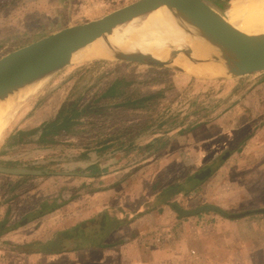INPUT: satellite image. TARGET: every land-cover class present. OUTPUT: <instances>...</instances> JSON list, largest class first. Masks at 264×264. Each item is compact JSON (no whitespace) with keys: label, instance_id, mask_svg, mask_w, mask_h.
I'll return each mask as SVG.
<instances>
[{"label":"rangeland","instance_id":"374dc122","mask_svg":"<svg viewBox=\"0 0 264 264\" xmlns=\"http://www.w3.org/2000/svg\"><path fill=\"white\" fill-rule=\"evenodd\" d=\"M134 1L136 0H0V57L62 28L96 19ZM228 1L208 3L217 9ZM254 76L208 80L189 77L167 67L124 60L72 63L46 76L40 87L11 114L0 136V166L41 169L63 177L66 171L74 170L68 168L66 150L70 154H76L80 148L93 149L101 146L106 148V152L118 149L115 152H118L121 164L134 161L136 166L128 172L127 177L130 181L140 182L134 183L136 185L133 187L139 197L138 201L160 192V198H154L152 202L154 206H159L161 212L164 207L175 213L174 206L193 210L203 205L222 203L226 198L208 196L207 191L213 184L223 180L221 171L216 172L211 180L205 179L198 184L192 182L194 174L204 168L207 162L198 164L195 155L190 154L194 139L189 133L195 127H201L199 135L203 138L206 130L203 126L218 117L222 118L223 111L238 98V91L244 92L247 85L258 80ZM125 94L131 95V99L140 95L156 96L136 103L130 109L113 106L121 100L118 97ZM79 96L82 98L79 100V108L84 104L89 107L80 115V123L75 126L76 133L55 136V143L46 147L43 146L45 143L42 145L35 142L38 133H27L41 122L53 119L63 104L72 103ZM237 116L234 121L238 120ZM145 125L148 127L144 128ZM21 131L26 133L19 134ZM158 135L160 137L154 139ZM174 136L177 137L175 142H167L163 148L169 147L168 153L164 154L163 150V153L156 156L160 158L161 164L157 160L144 161L148 160L151 151L158 150L162 147V142L169 141ZM205 141H201L204 146L201 147V159L208 160L211 158V151ZM146 144L149 148H144ZM46 148H49L48 155L45 153ZM216 164L217 162L210 165ZM12 177L30 179L17 188L19 193L27 194L26 197L31 196V193L34 196L41 194L46 200L59 198V202H62L67 197L72 198L77 193L76 188H79L74 187L66 193V183L58 182L57 178L45 175L19 177L0 173V202ZM142 179L145 182L140 181ZM175 184L176 192L170 193L168 190L175 187ZM246 184H250L253 189L254 181L247 180ZM93 188L94 186L87 185L79 188V191H91ZM196 188L199 189L198 192ZM119 196L126 195L120 193ZM124 202L126 203V199ZM261 208H264V202L243 200L230 211L239 214L246 210L259 211ZM4 212V207H1L0 221L9 219V213ZM24 214L13 213L12 217L16 222ZM63 223L55 222L54 227H49L52 223L47 225L42 220L34 221L32 225L35 229L40 228V232L35 235L29 233L28 238L33 236L53 244L56 234L66 228V221Z\"/></svg>","mask_w":264,"mask_h":264},{"label":"crops","instance_id":"0c3cea01","mask_svg":"<svg viewBox=\"0 0 264 264\" xmlns=\"http://www.w3.org/2000/svg\"><path fill=\"white\" fill-rule=\"evenodd\" d=\"M248 75H255L258 80L252 85L246 84L244 92L238 91V98L223 111L222 118L227 122L220 117L207 122L203 126L206 128L203 138L199 135L201 127L189 133L194 139L190 154L195 155L198 164L207 162L201 170L210 168L205 179L211 180L219 171L224 175L223 180L207 191L208 196L226 198L214 206H220L228 215L202 211L183 216L167 207L161 212L152 202L160 198V192L138 201L133 187L140 182L127 177L136 165L134 161L121 164L115 152L118 149L106 152L101 146L80 148L76 154L66 150L68 168L74 170L66 171L63 177L49 172L36 177L57 178L58 182L66 183V193L74 187L92 185L94 188L91 191L76 188L72 198L59 202V198L46 200L41 194L31 193L26 197L18 189L30 179L10 178L0 202L4 213H9V219L0 221V264H264V208L242 211L240 217L230 211L243 200L264 202V71ZM239 87L242 86L239 84ZM236 116L238 120L234 121ZM154 137L158 139L160 135ZM176 139L174 136L162 142V147L151 151L144 161L157 160L161 164L156 156L163 150L167 154L169 147L163 148ZM203 140L211 151L208 160L201 159ZM144 148H149L148 144ZM48 149H45L46 155ZM216 162L215 166L210 165ZM247 180L254 181L253 189L246 184ZM176 186L168 191L175 193ZM120 193L126 196L120 197ZM13 213L25 214L15 222ZM39 220L47 225L52 223L49 227L66 221V228L62 227L65 229L56 234L53 244L33 236L28 238L29 233L40 232V228L32 225Z\"/></svg>","mask_w":264,"mask_h":264},{"label":"water","instance_id":"95a60500","mask_svg":"<svg viewBox=\"0 0 264 264\" xmlns=\"http://www.w3.org/2000/svg\"><path fill=\"white\" fill-rule=\"evenodd\" d=\"M161 7H165L172 16L184 22L195 32L187 30L186 33L202 38L210 44L214 48V54L206 59L196 57L193 50L187 47L171 49L167 56L161 60L150 53L118 50L107 42L106 36L111 34L113 29L123 26L135 18L148 15ZM99 38L103 39L105 48L112 57L81 60L76 63L95 60H124L167 67L189 77L208 80L233 79L264 71V35L261 37H239L223 31L219 27L216 9L208 2L204 0H136L96 19L62 28L0 57V102L6 101L28 81L41 76V74L53 73L72 64L71 59L74 53ZM177 57L195 67L205 66L212 62L220 64L223 73L221 76H211L205 73L203 75L190 74L182 66L174 64V59ZM0 173L32 176L48 172L27 167L0 166ZM209 173L210 168L198 171L192 177L193 184L205 179ZM167 195L169 196V193ZM175 209L183 216L208 210L228 215L214 205H203L193 210H183L175 206ZM59 247L64 248L62 245Z\"/></svg>","mask_w":264,"mask_h":264},{"label":"bare ground","instance_id":"6f19581e","mask_svg":"<svg viewBox=\"0 0 264 264\" xmlns=\"http://www.w3.org/2000/svg\"><path fill=\"white\" fill-rule=\"evenodd\" d=\"M216 12L220 29L229 34L239 37H261L264 35V0H229L228 3L220 5ZM187 30L192 29L172 16L165 7H161L148 15L135 18L127 24L113 29L112 33L106 36V40L118 50L150 53L161 60L167 56L171 49L187 47L193 50L196 57L206 59L214 54V48L210 44L202 38L186 33ZM110 57L112 55L105 48L103 39L99 38L74 53L71 62L109 59ZM174 64L182 66L193 75L205 73L211 76H221L223 73L222 66L213 62L195 67L177 57L174 59ZM50 74L52 73L46 72L28 81L14 95L8 97L6 101L0 102V136L15 109L25 103L24 101L40 87L42 80Z\"/></svg>","mask_w":264,"mask_h":264},{"label":"trees","instance_id":"16d2710c","mask_svg":"<svg viewBox=\"0 0 264 264\" xmlns=\"http://www.w3.org/2000/svg\"><path fill=\"white\" fill-rule=\"evenodd\" d=\"M206 2L210 1H219V0H204ZM159 92L156 93L158 95ZM156 95L150 94V95H140L136 99H131V95H123L119 96L121 100L115 103L113 106H121L122 108L130 109L136 105V103L144 102L145 100H149L150 98L155 97ZM107 96V95H106ZM79 98H77L72 103H66L63 104L60 108L55 117L51 120L42 122L38 127L28 131V134H34L38 133V137L35 140L37 144L45 143L43 146H47L49 144L55 143V136L63 134H74L76 133L75 126L80 123V115L82 112L87 111V108L89 107L88 104H84L81 108H79ZM82 99V98H81ZM148 126L145 125L144 128H147ZM26 133V132H19V134ZM33 141V140H30ZM221 214V213H220ZM223 215V214H222ZM244 215V213H243ZM226 216V215H225ZM233 216L240 217L241 214H233ZM231 216V217H233Z\"/></svg>","mask_w":264,"mask_h":264}]
</instances>
